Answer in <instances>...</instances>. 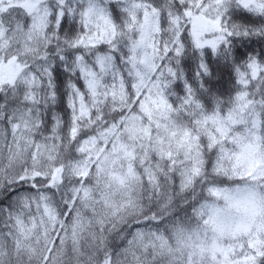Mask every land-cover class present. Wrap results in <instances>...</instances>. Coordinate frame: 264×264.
I'll return each mask as SVG.
<instances>
[{
  "label": "snow or ice",
  "instance_id": "1",
  "mask_svg": "<svg viewBox=\"0 0 264 264\" xmlns=\"http://www.w3.org/2000/svg\"><path fill=\"white\" fill-rule=\"evenodd\" d=\"M73 260L264 264V0H0V264Z\"/></svg>",
  "mask_w": 264,
  "mask_h": 264
},
{
  "label": "clouds",
  "instance_id": "2",
  "mask_svg": "<svg viewBox=\"0 0 264 264\" xmlns=\"http://www.w3.org/2000/svg\"><path fill=\"white\" fill-rule=\"evenodd\" d=\"M116 242L119 243V240H117ZM72 264H76V261L73 260V261H72Z\"/></svg>",
  "mask_w": 264,
  "mask_h": 264
}]
</instances>
